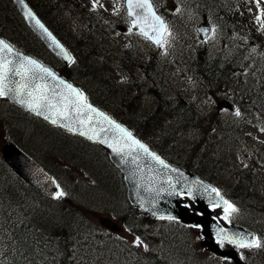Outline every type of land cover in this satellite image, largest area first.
<instances>
[{
  "label": "rangeland",
  "instance_id": "1",
  "mask_svg": "<svg viewBox=\"0 0 264 264\" xmlns=\"http://www.w3.org/2000/svg\"><path fill=\"white\" fill-rule=\"evenodd\" d=\"M60 1H64V4H56L57 9H59L57 15L66 21L68 27L72 29L75 34L79 35L82 31L93 32L94 36L98 39L95 45L102 44V46L107 47V52L112 58L119 53L118 51H128L131 48L132 51H137L146 61L150 62L148 64L145 62L144 65L139 67L131 64V68L126 66V69L121 65V71L119 65L115 66V63L110 61V59L108 61L109 64L114 66V77L119 81L123 79L124 84L128 83L127 86L129 89H136V91L133 90L130 92L135 100L134 103L138 106V108H133L134 119L142 117L140 113L144 108L149 107L148 105L152 107L153 98L149 93H145V89L148 85L153 84L155 80L175 86V88L180 90L184 100L192 96L190 87H188L189 73L185 71L184 66H186L187 63H189V59L192 58L191 50L198 42L197 37L194 35H192V38L190 36H188V38L185 37V28H188L191 32H195V25L191 19V10H186L185 14L182 13L183 15L177 14L180 12L179 10L177 11V8L182 0H161L167 12L170 13L169 15H172V21L170 22L171 31L161 49L154 47L147 39L143 38L140 33L130 28L129 17H127L124 12L125 7L123 3L125 0H95V2L94 0H67V7L65 5V0ZM252 1H255V3L247 6L244 5L243 8L239 10L242 12V15L246 13V17L254 23V15L252 14L257 12L258 4L257 0ZM41 3V1L38 2L39 5ZM259 4L264 12V0H259ZM5 6L9 7L8 5ZM249 8H251L252 14ZM3 13L8 15L9 11L8 13ZM203 16L204 14L202 13L197 23L203 20ZM15 21V19H11V23L15 24ZM122 28H126V30H122ZM88 37L90 38V35H88ZM224 37L223 34H217L216 37L211 38L209 46H214L212 48L219 47V38L224 39ZM151 63H154V67L157 68L159 72L161 71L162 78L151 69ZM225 86V83L221 84L217 91H213V94L216 96L220 95ZM196 95H198L196 103L203 109L211 107L215 101L220 100V97L210 95L203 91H197ZM215 105H217V103H215L213 107ZM24 116L25 115L18 111L12 110L10 105H6L4 100H0V155L1 147L6 141H9L12 137L22 135V141L29 145V149L40 156L46 153L57 162L58 166L54 164V161L48 164L45 159H41L42 162L52 167H59L57 171L53 172H55L57 180L60 181L64 192L70 193V195L75 197V206L81 205L82 207H87L89 214L103 230L110 231L118 236L119 243L111 239H109V242L111 245L118 243L120 249L110 246L108 250L98 245L101 244L102 241L98 243V240L95 238L100 233L97 230L91 229L89 232H84V234L82 233L76 236L74 242L84 247L86 244L87 247V249H85V254L79 253L78 251L80 259H78L76 264H98L97 260L103 261L105 264H145V258L148 259L150 251L154 253L157 245L161 246L159 255H163L164 253L167 264L169 259L174 260L176 264H184V262L190 258L194 260L201 258L204 261L210 258V256H206L202 252V238L198 233V228H188L184 224L177 223L173 220H162L153 224L154 230L160 227L162 228L157 232V237H153L152 235L149 236L151 242L145 248V243L142 239L139 236H135L137 234L134 235L129 230H126L118 218L110 214L111 209L122 207L121 186L117 188L118 183L116 181L118 177H115V174H113L115 181H112L108 176V174L112 172L108 171L109 166L105 165L106 163L104 158L100 155V151L96 147L87 145L80 140H57L56 138H52V141H50L48 138L51 137L49 136V132L43 129L40 123L33 121L28 116H25V119ZM215 119L216 115L206 116L208 124L214 122ZM234 122L235 126L237 125L236 128L242 130V136L233 139L235 142L227 147L228 151H226L225 154L228 156L229 162L232 166L237 168H250L252 165H257L261 176H264V164L258 166L261 161H264V145L258 147L257 142L260 139L264 141V118L260 116V114L257 116L250 113H241V115L236 114ZM201 126H205V124H201ZM197 131L199 130L194 128H184L179 121L168 116L166 120L163 118L159 125H156L155 130L150 133L148 138L152 140L151 142L156 141L157 143L153 144L157 146L160 144L165 145L163 140L166 141L167 145L170 140L178 147H186L190 137H200L201 134ZM202 135L206 136V134L203 133ZM212 142H214L213 139ZM207 150L211 152L205 154L207 155L205 157L212 160L214 158H219L218 155L213 153L214 151L211 148L207 147ZM58 151H63L66 155H70L71 157H77L80 162L74 163L72 161L67 165L59 156L60 153H57ZM205 157L201 160L202 163L205 162ZM217 160V166L213 170L215 176H213L217 181L216 184L219 183V186L224 188L230 184V181L229 177L225 178L221 173L224 172L220 164L221 159L219 158ZM79 167L82 168L79 169ZM207 168L208 165L203 166L201 169L205 171ZM85 169L90 170L91 173L97 176L99 179V181L97 180V182H99L98 185L92 182L90 175L86 173L88 171H85ZM103 191L105 192V196L103 195ZM106 193H108L109 196H106ZM249 199L251 198H247V204L244 206V208H249L246 211L247 220L251 223L256 222L261 225L258 226L256 224V226L253 227L255 231L264 238V211L252 208L255 206L252 205V201ZM232 205L235 209L237 208L236 203ZM57 207L63 210L66 206L63 205L62 208L60 206ZM67 208L68 210H74V205L69 202ZM2 210L3 209L0 208V217L2 215ZM44 217L46 219L48 215H44ZM230 217H232L233 220H245L241 215L235 217V215H232V212L225 218L224 209H221L220 220L223 223H227V219ZM59 220L62 224V219L59 218ZM45 224H47L48 229L52 224L60 229V225L58 226L56 221L52 218L47 219V222L43 223V225L45 226ZM63 224L66 225L65 223ZM147 224L151 227L150 222H147ZM54 231H56V229H54ZM44 233L49 234L46 232ZM7 234L6 228L0 218V242L3 243L2 245L9 243L7 237H5ZM49 240L53 244L50 241L45 243V250L43 252L44 257L53 254L54 250L56 251V247H60L62 244V240L57 242L58 246L55 244L54 238H49ZM137 240L140 241L139 244ZM126 241L127 243H125ZM91 242L98 244L93 248ZM259 242H261V240H259ZM127 244H133L134 246L130 247V249L127 247ZM263 246L259 249H252L251 246L242 247L240 249L248 259L264 263ZM76 249L79 248H77V246H75V249L72 247V251H77ZM120 253H124L123 255L128 253V255L122 258ZM138 255H140V260L136 261ZM113 256L120 257L118 259H113Z\"/></svg>",
  "mask_w": 264,
  "mask_h": 264
},
{
  "label": "trees",
  "instance_id": "2",
  "mask_svg": "<svg viewBox=\"0 0 264 264\" xmlns=\"http://www.w3.org/2000/svg\"><path fill=\"white\" fill-rule=\"evenodd\" d=\"M10 1L11 0H0V35L8 36L13 41L16 40L15 43L24 51L40 56L47 63L53 65L63 76L76 82L86 92L90 100L110 112L112 111L113 116L125 123L140 139H144L146 132H148V130L150 131L155 125V121L150 115H154V113L158 111V119H161L166 115V112L170 111L169 108L173 107L171 101L163 97L160 85H153L148 87L145 92L155 97L153 109L155 108L156 110L153 113L149 111L143 118L134 119L133 108H138V106L134 103L135 100L130 92L133 90L136 91V89L126 88L122 82L119 83L114 79L112 70H110L111 66L108 63L109 59L110 61L114 59L109 56L107 52L108 48L104 49L96 46V43L90 35L91 33L87 34L82 32L77 38L75 34L67 28L66 23H63L64 20L56 14V11H59L56 4H64V1L27 0L34 7H37L36 9L39 15L47 21L53 31L71 49L74 60L67 66L60 64L57 59L47 53L43 45L39 43L25 23L19 18V13L15 11V7ZM39 1L42 2L40 5L38 4ZM154 2L157 4L160 14L164 15L169 21L172 15H169L170 13L167 12L162 1L154 0ZM184 2V4L181 2L182 4L178 9L180 12L177 14L183 15L186 10H191L196 14L206 11V13H209L214 24H216V29L219 31L218 34H223V36H225L224 39H221V43L224 47H228V54L222 53L214 58L209 55L208 50L204 47H202V49H196L194 52L196 53L195 55H193V49L191 50L192 58L189 59V61L193 64L195 69L196 81H198L199 84L202 83L209 87H215L210 90L217 91L219 82L231 83L230 81L235 82L240 77V83H247L254 87L255 90L249 89L248 93L254 95L259 102L263 99L261 104H264V98L262 96L264 90L261 89V83H251V81L260 78V73L264 72V22L262 20H259V22L255 20L254 23H252L246 17V14L242 15L239 9L247 4V0H184ZM3 4L10 5L14 15L19 19V23L10 24L11 18L3 13H7L6 6ZM65 5L66 7L68 6L67 0H65ZM88 35H90V38ZM192 35H194V33L188 28H185V37L188 38V36H190L192 38ZM43 51H45L46 56L42 55L41 52ZM117 56L120 66H130L131 64L141 66L143 64L141 56L134 54L130 49L128 51L124 50L119 52ZM210 59L213 60L211 61ZM210 61L212 62L211 64ZM148 63L150 62L146 64ZM151 64V69L157 72L154 63ZM234 67L242 68L245 71L239 72L237 76L232 77L230 76V72H233L232 69H234ZM239 88L241 90V86H239ZM239 93L242 94L241 92ZM170 113L172 114L171 111ZM37 121L42 125L43 129L49 132V136L51 137L48 138L50 141H52V138H56L57 140L73 139L71 138V134L60 128L40 120ZM15 138V141L23 149L39 160L40 157L36 152H32L27 148L28 146L26 147L25 144L22 143V135H18ZM86 144L90 145L88 143ZM57 153H60L59 156L67 161H73L75 163L77 160V157L66 155L63 151H58ZM43 157L48 164L49 162H53L51 156L46 153L43 154ZM42 165L46 169H49L46 163L43 162ZM117 183L120 185L119 180ZM118 184L117 188L119 187ZM60 197H47L30 188L20 178L14 176L11 171H8V168L0 159V205L10 212V214H8V212H4L5 210L3 211L5 220L9 215L14 213L24 214V218L26 219H32V216L39 217L33 218L30 225L25 228L20 226L17 233L8 232L9 235L7 238L9 243L5 244L3 248L0 245V264H63V262L60 261L59 254L65 256V264H74L76 259H80L78 254L80 252L85 254V249H87L86 244L84 247L74 242L75 236H79L82 233L84 234V232H89L91 229L100 232L98 236L95 237L98 243L102 241L101 244L97 243L99 246L105 247L106 250H108L110 246L120 249L118 237L110 231L103 230L89 214L87 207H82L81 205L75 206V197L70 195V193H63ZM121 198L123 203H125V196L121 195ZM69 202L74 205V210H68L67 204ZM62 204L66 206L63 210L57 207L60 206L62 208ZM129 214L130 212L128 211L127 216L122 215V213H115L114 216L118 217L124 225L126 224L129 227L127 228L132 230L134 234L140 235L146 245H148L151 242L150 237L149 235L144 236L147 233L143 227H141V221L150 219L141 213L140 216L132 213L131 217L128 216ZM44 215H48V218L45 219ZM49 218L56 221L58 226L60 225V229L54 224H52L49 229L47 224L44 226L43 223H46ZM59 218L62 219V224ZM72 218L76 221V228L63 224L64 222L65 224H70L69 221H71ZM54 229H56V231H54ZM8 231L11 230L8 229ZM68 231H74L75 233L69 234ZM44 232L49 234H45ZM154 236L155 235H153V237ZM49 238H54L56 245L59 240H62V244L60 247H56V251L54 250V253H58L57 256H52L50 259L46 258L48 262L44 259L43 252L45 250V243L50 241ZM109 239L118 243L111 245ZM97 244L91 242L93 248ZM74 245L79 248L76 249L77 251H72V247L75 249ZM157 247L160 248L161 246L157 245L154 253L151 251L149 252L148 259L145 258V264H167L164 253L163 255H159L160 249ZM202 252L205 255L207 254L205 251ZM123 254L124 253L120 255L122 258L128 255V253L126 255ZM119 257L113 256V259H118ZM137 260H140V255L137 256L136 261ZM97 262L98 264H105L100 260H97ZM257 263L262 264L260 262ZM184 264H232V262L221 258L220 262L217 263L215 257L210 254V258L205 261L201 258L197 260L190 258L186 260Z\"/></svg>",
  "mask_w": 264,
  "mask_h": 264
},
{
  "label": "water",
  "instance_id": "3",
  "mask_svg": "<svg viewBox=\"0 0 264 264\" xmlns=\"http://www.w3.org/2000/svg\"><path fill=\"white\" fill-rule=\"evenodd\" d=\"M15 2L17 3L20 11L24 15L29 25L34 28V30L39 34L44 42L58 56H60L66 62H69L71 57L68 50L57 39V37H55L46 26H44L32 8L24 0L22 3L21 0H15ZM150 2L152 4V0H150ZM125 5L127 6V13L129 15L130 10L128 8V0H126ZM152 8L155 14L161 17V15L157 13L154 4H152ZM29 9L34 14L35 19H30L29 17L25 16V11ZM135 12L140 17L147 15L144 9L137 8L135 9ZM136 19V16H130L132 28L138 29L140 32L141 28H143V31L147 32L148 36H145L142 34V32L141 34L152 41L156 46L160 47L163 37L161 38L160 44L155 42L157 33L153 31L151 27V17H148L147 20H141L140 23L134 25L133 21ZM161 19L164 21L163 17H161ZM37 20L39 21L40 25H43V28H41L36 23ZM206 22H208L207 19ZM44 29H47V32H45ZM199 30L200 37L204 38L206 37L207 33H209L210 25H208V23L207 25L201 24L199 25ZM48 33H51V36H49ZM0 40L3 39L0 38ZM57 43L62 46L63 50L61 47H57ZM11 49V52H8L7 50L0 52V56H3L6 60L11 62L9 67L13 69V72L9 73V80L6 81V84L9 88L15 89L17 86L24 84L25 80L22 79L21 76L14 75V70L19 67L20 63L24 61L25 57L31 58L35 61L37 60L13 49L12 47ZM65 52L70 58L65 57ZM37 62L42 65L39 61ZM42 66L46 69H49L56 78L53 79L52 76H48L45 73L37 71L36 74L38 76H43L44 79H37L35 83L46 85L47 94L54 104L60 105L63 103L62 95L70 96L67 89L65 88V85L60 84L61 80H63L65 84H70L74 89H77L81 92V90L76 85L65 80L49 67L44 65ZM28 75L31 76L32 73H28ZM6 94L21 106L36 114L37 116L47 120L48 122L52 123V120L47 118L52 116L53 118L57 119V123L55 124L59 125L61 128L74 132L84 138L93 140L102 145L108 152L111 161L124 174L129 201L133 205H137L142 208L146 214L151 216H174L185 223H190L193 225L200 224L203 235L211 239L214 238V236H219L224 239H226L225 237H229L233 239L244 238L245 242L254 241V234L247 232L242 227L222 228L218 224L212 223L210 218L211 212L208 211V204L212 200L221 198L216 192L212 191L214 188L199 180L193 174L191 175L181 169H177L169 165L167 166L165 163L161 164L150 154L154 152L146 144L144 145L147 146L148 152L137 148L135 145H132L131 141L124 137L119 129L115 128L113 124L104 119V116H107L109 120L114 121L115 124H119L128 132L130 131L116 120L111 118L105 111L100 109L95 104L87 101V104L91 105L97 110L96 112H91L81 107L79 113H77V111L70 106L69 119H64L62 117H56L54 112H49L44 108L32 110L26 103H21L22 100L27 99L26 95L20 96L14 91L8 92L7 90ZM70 99H74V97L70 96ZM38 112H43V115L38 114ZM99 113H103L104 115L101 116ZM131 134L134 139L139 140L133 133ZM114 148H122L123 151L117 152L114 151ZM2 152L8 164L31 185L49 195H55L58 192V187L53 179L33 160L26 156L14 143H7L3 147ZM181 192L187 193L192 199L196 200V208L203 212L204 215L190 211L188 206L183 204L185 201L182 196H180ZM203 244L208 246V248H210L216 254H220L229 258L231 257L235 264H246L234 249L224 250L213 240L209 239H205Z\"/></svg>",
  "mask_w": 264,
  "mask_h": 264
},
{
  "label": "snow or ice",
  "instance_id": "4",
  "mask_svg": "<svg viewBox=\"0 0 264 264\" xmlns=\"http://www.w3.org/2000/svg\"><path fill=\"white\" fill-rule=\"evenodd\" d=\"M23 0H21V3ZM95 2V0H94ZM257 4L259 5V0H257ZM102 6V5H101ZM26 7V6H25ZM128 8H129V15L130 16H136L137 19L133 21V24L136 25L137 23H140L141 20H147L148 17H151L152 24L151 27L153 31L157 33V38L155 42L157 44L161 43V38L163 37L164 33L167 31V25L164 23V21L161 19V17L157 16L152 8V4L150 0H128ZM144 9L147 13L146 16L140 17L136 12L135 9ZM262 15H264V12H262ZM25 16L29 17L30 19H35L34 14L31 12V10L25 11ZM259 22V20H258ZM36 23L43 28V25L39 24V21L37 20ZM45 32H47V29H44ZM142 34L145 36H148L147 32L143 31V28H141ZM49 36H51V33H48ZM54 39V38H53ZM57 47H61L57 43ZM7 50L8 52H11V46L8 45L5 41L0 40V52H3ZM63 50V49H62ZM65 57L70 58L67 56V53L65 52ZM26 61V63H25ZM11 62L6 60L3 56H0V96H4L6 94V90L8 92H16L17 95L20 96H27L26 100H22L21 103H26L29 108L32 110H38L41 108H44L48 110L49 112H54L56 117H62L64 119H69V108L70 106L79 113V110L81 107L87 109L91 112H96L97 110L93 108L91 105L87 104V97H85L79 90L74 89L72 85L65 84L63 80L60 81V84L65 85V88L67 89L68 93L71 97H74V99H70L69 95H62L63 103L60 105L54 104L52 100L49 98L47 91H46V85L44 84H37L35 81L37 79L43 80V76H38L36 73L42 72L47 74L48 76H52L53 79H55V75L49 70L44 68L42 65H40L37 61L25 57L24 61H22L14 70V75L21 76L22 79L25 80L24 84H21L17 86L15 89L9 88L6 84V81L9 80V73L13 72V69L9 67V64ZM28 73H32L31 76L28 75ZM30 85V87H29ZM23 89V90H22ZM38 114L43 115V112H38ZM237 115H239V111L236 112ZM99 115L103 116V113H99ZM52 120V123H57V119L53 118L52 116L47 117ZM90 119V118H89ZM105 120H108L109 123L113 124L115 128L119 129V131L123 134L124 137H126L128 140L131 141L132 145H135L137 148L142 149L145 152H148V148L146 145L142 144L139 140H136L132 137V134L128 132L126 129L121 127L119 124H115L114 121L109 120L107 116H104ZM83 123V122H81ZM67 126V125H66ZM85 134V133H81ZM114 151L122 152V148H114ZM130 154V153H129ZM154 159L158 160L161 164L164 162L160 160L158 156H156L154 153H150ZM58 187V186H57ZM212 191L217 192L219 194L218 189H212ZM58 195L62 196L63 192L58 193ZM221 200L223 201L225 208V218L228 217V214L230 212H235V207L230 204L227 200H223V197H221ZM171 219V217H169ZM228 239L229 243H234L238 247H250V246H260V242L258 240L253 242H245L244 238L240 239H233L229 237H225ZM137 243L139 244L140 241L137 240ZM223 243V241H221Z\"/></svg>",
  "mask_w": 264,
  "mask_h": 264
},
{
  "label": "bare ground",
  "instance_id": "5",
  "mask_svg": "<svg viewBox=\"0 0 264 264\" xmlns=\"http://www.w3.org/2000/svg\"><path fill=\"white\" fill-rule=\"evenodd\" d=\"M177 37H179V36H177ZM178 39V38H177ZM208 58H209V56H208ZM211 60V59H210ZM213 60V59H212ZM211 60V61H212ZM210 61V64L212 63ZM215 64V63H214ZM216 65V64H215ZM212 68V67H211ZM210 69V68H209ZM161 72V71H160ZM154 77V76H153ZM156 78V77H155ZM214 81V80H213ZM245 204H247V201H243V205H242V209H244V206H245ZM15 214V215H14ZM14 214H12V215H9L7 218H6V220H5V228H6V232L8 233V232H10V233H12V232H16L17 233V231L19 230V228H20V226L21 227H23V228H25L26 226H28V225H30V222H32V220H33V218H39V217H35V216H32V219H26V218H24V214H16V213H14ZM65 223V222H64ZM69 223L70 224H66V225H68V226H70V227H72V228H76L75 227V223H76V221L72 218L71 219V221H69ZM8 229H10L11 231H8ZM68 233L69 234H74L75 232L74 231H68ZM161 233V232H160ZM17 235V234H16ZM19 235V234H18ZM76 237V236H75ZM0 245L2 246V248L5 246V244L4 245H2V243H0ZM132 246H134L133 244H129L127 247H132ZM131 249V248H130ZM130 252H132V251H130ZM13 253V252H12ZM15 253H17V252H15ZM55 254V255H54ZM54 254H50V255H48V256H46L44 259L45 260H47L46 258H51L52 256H57L58 255V253H54ZM59 257H60V261L61 262H63V264H65V260H64V258H65V256H63L62 254H59ZM48 261V260H47ZM49 262V261H48ZM168 264H176L175 263V261L174 260H170L169 259V261H168Z\"/></svg>",
  "mask_w": 264,
  "mask_h": 264
},
{
  "label": "flooded vegetation",
  "instance_id": "6",
  "mask_svg": "<svg viewBox=\"0 0 264 264\" xmlns=\"http://www.w3.org/2000/svg\"><path fill=\"white\" fill-rule=\"evenodd\" d=\"M196 167H197V165L193 164V168H196ZM229 174L236 176L235 175L236 172H232V173H229ZM227 187H228V190H227V193H226V197L229 198L231 201H234L231 197H233L234 192L235 191H239V189L238 188H235V190H232V187H230L229 185H227ZM217 219H218L219 222H221L220 215H219V217ZM227 222L228 223H226V225H230V224H234V225L237 224L238 225V223H240V224L242 223L244 227H247L250 230H255V228L253 226H256V224L258 226H261V225H259L256 222H252L251 223L250 221H248L246 219L245 220H240V221L233 220L232 217H230L229 219H227ZM221 223L224 224L223 222H221ZM134 255H136V254H134Z\"/></svg>",
  "mask_w": 264,
  "mask_h": 264
}]
</instances>
